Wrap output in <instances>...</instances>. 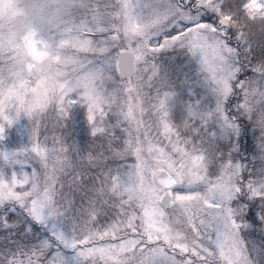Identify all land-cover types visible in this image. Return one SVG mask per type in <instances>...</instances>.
Wrapping results in <instances>:
<instances>
[{"label":"snow or ice","instance_id":"snow-or-ice-1","mask_svg":"<svg viewBox=\"0 0 264 264\" xmlns=\"http://www.w3.org/2000/svg\"><path fill=\"white\" fill-rule=\"evenodd\" d=\"M0 264H264V0H0Z\"/></svg>","mask_w":264,"mask_h":264},{"label":"rangeland","instance_id":"rangeland-1","mask_svg":"<svg viewBox=\"0 0 264 264\" xmlns=\"http://www.w3.org/2000/svg\"><path fill=\"white\" fill-rule=\"evenodd\" d=\"M73 121H81L79 128L85 139L91 142L94 139V125L91 119L87 115V110L77 106L73 109L72 114ZM26 120L22 119L14 127L9 129L8 143L12 146H18L23 143H27L28 133L25 128Z\"/></svg>","mask_w":264,"mask_h":264}]
</instances>
